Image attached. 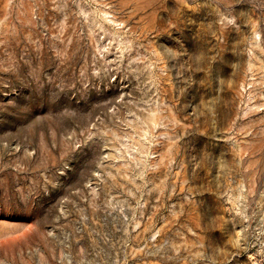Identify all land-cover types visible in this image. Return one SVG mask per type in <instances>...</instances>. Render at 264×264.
<instances>
[{"label":"rangeland","instance_id":"obj_1","mask_svg":"<svg viewBox=\"0 0 264 264\" xmlns=\"http://www.w3.org/2000/svg\"><path fill=\"white\" fill-rule=\"evenodd\" d=\"M0 264H264V0H0Z\"/></svg>","mask_w":264,"mask_h":264}]
</instances>
